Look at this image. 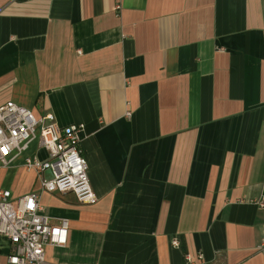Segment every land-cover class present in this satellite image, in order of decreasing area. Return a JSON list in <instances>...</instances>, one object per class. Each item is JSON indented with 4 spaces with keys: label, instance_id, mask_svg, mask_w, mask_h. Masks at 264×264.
Returning a JSON list of instances; mask_svg holds the SVG:
<instances>
[{
    "label": "crops",
    "instance_id": "crops-1",
    "mask_svg": "<svg viewBox=\"0 0 264 264\" xmlns=\"http://www.w3.org/2000/svg\"><path fill=\"white\" fill-rule=\"evenodd\" d=\"M9 100L83 126L95 203L41 190L35 145L0 172L69 220L50 262L264 264V0H0Z\"/></svg>",
    "mask_w": 264,
    "mask_h": 264
},
{
    "label": "built area",
    "instance_id": "built-area-1",
    "mask_svg": "<svg viewBox=\"0 0 264 264\" xmlns=\"http://www.w3.org/2000/svg\"><path fill=\"white\" fill-rule=\"evenodd\" d=\"M82 137L81 124L58 128L52 113L37 117L30 109L9 100L0 105V172L35 145L25 155L24 165L37 172L41 190L72 191L79 202L95 203L97 196L90 185ZM42 150L46 152L44 157ZM47 171L51 177L45 175ZM40 197L39 190L18 197L9 189L0 190V234L11 243L10 264H58L46 258L45 247L67 243L69 220L51 223ZM258 204L264 206V196ZM172 244L179 246V239L173 238ZM187 260L192 258L187 256Z\"/></svg>",
    "mask_w": 264,
    "mask_h": 264
}]
</instances>
